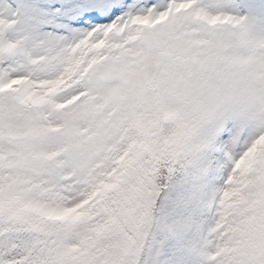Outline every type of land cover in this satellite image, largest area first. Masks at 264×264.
I'll return each instance as SVG.
<instances>
[{
	"label": "snow or ice",
	"instance_id": "6c2138e0",
	"mask_svg": "<svg viewBox=\"0 0 264 264\" xmlns=\"http://www.w3.org/2000/svg\"><path fill=\"white\" fill-rule=\"evenodd\" d=\"M0 264H264V0H0Z\"/></svg>",
	"mask_w": 264,
	"mask_h": 264
}]
</instances>
